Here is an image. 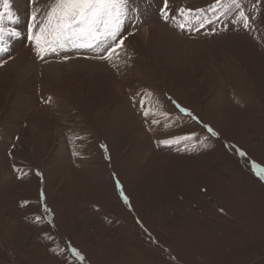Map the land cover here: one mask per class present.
<instances>
[{
    "label": "rangeland",
    "instance_id": "obj_1",
    "mask_svg": "<svg viewBox=\"0 0 264 264\" xmlns=\"http://www.w3.org/2000/svg\"><path fill=\"white\" fill-rule=\"evenodd\" d=\"M22 1L0 0V264H264V0H129L111 59L41 57L52 0Z\"/></svg>",
    "mask_w": 264,
    "mask_h": 264
},
{
    "label": "snow or ice",
    "instance_id": "obj_2",
    "mask_svg": "<svg viewBox=\"0 0 264 264\" xmlns=\"http://www.w3.org/2000/svg\"><path fill=\"white\" fill-rule=\"evenodd\" d=\"M2 3L7 11L8 0H2ZM128 3L129 0H52L45 13V19L39 27V33L33 34L38 55L42 57L48 52H56L69 43L72 47H89L101 51L103 54L98 57L100 59H111L114 55H118L116 49L122 47L125 39L121 36V30L130 12ZM167 9L168 0H164L161 15L165 20L169 18ZM179 13L184 15L185 10L181 8ZM4 15L5 12H0V22L3 21ZM240 17L247 28L248 18L243 12H240ZM9 18L11 19L10 13ZM32 18L35 21V12ZM2 36L3 28H0V37ZM2 50L3 48H0V51ZM181 111L187 110L181 108ZM144 114L149 115L147 111ZM187 114L191 115V113ZM207 130L212 135H216L210 127ZM257 171L264 178V168ZM72 251L74 255L79 256L75 249Z\"/></svg>",
    "mask_w": 264,
    "mask_h": 264
},
{
    "label": "bare ground",
    "instance_id": "obj_3",
    "mask_svg": "<svg viewBox=\"0 0 264 264\" xmlns=\"http://www.w3.org/2000/svg\"><path fill=\"white\" fill-rule=\"evenodd\" d=\"M14 2L16 3L15 4V7L18 9L22 8V5H23V1L22 0H14ZM45 2V1H44ZM14 5V4H13ZM15 9V8H14ZM25 9L23 8V11ZM18 11V10H17ZM16 18V17H15ZM24 18V17H23ZM142 30V29H141ZM147 31V30H145ZM143 32L142 33V37L145 39V40H149L151 43V48H155L154 50L156 51V49H163V45H166V39L163 38V33H162V30L161 29H158L157 31H154L153 29H148L149 33L147 32ZM12 33V32H11ZM157 33V34H155ZM22 35V34H21ZM141 35V34H140ZM148 38V39H147ZM157 38V39H156ZM24 39V38H23ZM22 41H20L18 44H21ZM163 44V45H162ZM20 47L17 46L16 48V51L18 52H26L27 51V48L24 46L23 44V48H22V45H19ZM164 50V49H163ZM164 52H166L164 50ZM120 90V89H119Z\"/></svg>",
    "mask_w": 264,
    "mask_h": 264
}]
</instances>
